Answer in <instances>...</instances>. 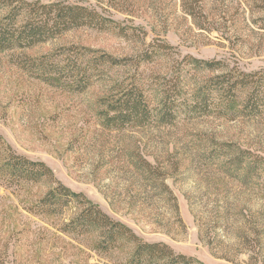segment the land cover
I'll return each instance as SVG.
<instances>
[{"label": "rangeland", "instance_id": "rangeland-1", "mask_svg": "<svg viewBox=\"0 0 264 264\" xmlns=\"http://www.w3.org/2000/svg\"><path fill=\"white\" fill-rule=\"evenodd\" d=\"M39 1L83 5L109 21L0 51V151L52 174L35 183L0 177V264L124 262L132 245L98 254L93 237L77 241L61 229L76 202L59 215L33 212L58 183L141 240L199 264H264V113L223 112L207 88L220 72L185 62L264 72V0ZM78 66L93 75L74 87ZM134 84L145 88L149 120L105 126L104 102ZM165 103L168 113L157 116Z\"/></svg>", "mask_w": 264, "mask_h": 264}, {"label": "trees", "instance_id": "trees-1", "mask_svg": "<svg viewBox=\"0 0 264 264\" xmlns=\"http://www.w3.org/2000/svg\"><path fill=\"white\" fill-rule=\"evenodd\" d=\"M108 21L83 5L62 1L42 3L39 0H0V51L31 47L83 25L103 29ZM147 54L145 52V57ZM100 57L103 62L117 63V60L104 54ZM185 58L186 65L202 71L220 72L208 78L210 83L207 88H214L221 99L219 105L223 112L232 115L245 113L251 117L264 113L263 71H235L218 60H201L191 56ZM91 75L93 73L88 72L87 67L78 66L72 86L77 87L81 82L86 85ZM56 79L59 81L60 78ZM204 93L195 94L192 108L197 109L196 105ZM104 106L101 112L104 125L115 129L142 124L151 115L142 84L119 87L104 102ZM168 108L166 103L163 104V108L157 109V116L165 114L166 110L168 113ZM0 177L8 183H35L51 178L52 174L41 161L30 160L13 152L3 156L0 151ZM70 202H76L80 208L61 229L77 241L93 237V249L98 254L106 255L132 245L122 264H199L195 258L174 253L163 242L141 240L130 227L113 219L83 194L71 191L60 183L52 186L32 210L41 215H59Z\"/></svg>", "mask_w": 264, "mask_h": 264}]
</instances>
